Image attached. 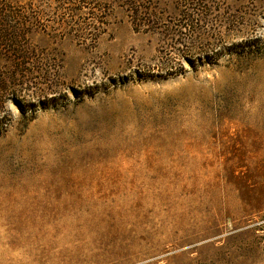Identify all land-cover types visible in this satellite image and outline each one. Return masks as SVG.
Wrapping results in <instances>:
<instances>
[{
	"label": "rangeland",
	"instance_id": "obj_1",
	"mask_svg": "<svg viewBox=\"0 0 264 264\" xmlns=\"http://www.w3.org/2000/svg\"><path fill=\"white\" fill-rule=\"evenodd\" d=\"M12 1L0 264H264V0Z\"/></svg>",
	"mask_w": 264,
	"mask_h": 264
},
{
	"label": "trees",
	"instance_id": "obj_2",
	"mask_svg": "<svg viewBox=\"0 0 264 264\" xmlns=\"http://www.w3.org/2000/svg\"><path fill=\"white\" fill-rule=\"evenodd\" d=\"M199 6L200 4L196 3L194 9L198 10ZM23 8V4L16 5L12 0H0V53L1 51L3 53L8 52V56L6 55L8 60L16 63V65L23 63V59L27 55H22L19 52L15 53L10 48L18 46L22 38L32 34L33 30L37 27L35 22L40 14L35 11L31 13L26 12ZM127 10L131 15L137 16L139 14V11L135 7L130 6ZM187 21L188 19L186 18V25ZM189 25L190 23L187 26ZM250 46L246 45L247 48ZM27 58L30 57L27 56Z\"/></svg>",
	"mask_w": 264,
	"mask_h": 264
}]
</instances>
